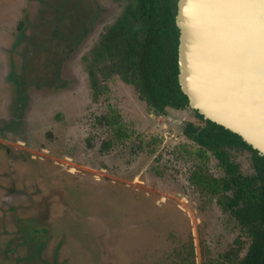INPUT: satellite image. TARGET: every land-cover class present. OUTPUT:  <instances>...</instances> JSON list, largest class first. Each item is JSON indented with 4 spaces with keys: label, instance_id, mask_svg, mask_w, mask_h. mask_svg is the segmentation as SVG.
Returning <instances> with one entry per match:
<instances>
[{
    "label": "rangeland",
    "instance_id": "obj_1",
    "mask_svg": "<svg viewBox=\"0 0 264 264\" xmlns=\"http://www.w3.org/2000/svg\"><path fill=\"white\" fill-rule=\"evenodd\" d=\"M125 5L0 0V264H238L246 252L218 205L221 168L182 134L192 110L154 115L105 64L92 85L90 52ZM231 153L250 174V153Z\"/></svg>",
    "mask_w": 264,
    "mask_h": 264
},
{
    "label": "trees",
    "instance_id": "obj_2",
    "mask_svg": "<svg viewBox=\"0 0 264 264\" xmlns=\"http://www.w3.org/2000/svg\"><path fill=\"white\" fill-rule=\"evenodd\" d=\"M125 1L119 17L105 29L90 52L87 73L92 85H96L100 64H105L108 73H116L123 82L137 87L154 115L165 116L168 108H189L177 78V0ZM192 112L198 122L183 123L182 134L204 154L212 155L221 168L218 205L249 237L238 264H264V156L238 134L205 120L196 110ZM236 149L250 153V174H243L233 159L231 152ZM196 177L194 174L195 183Z\"/></svg>",
    "mask_w": 264,
    "mask_h": 264
},
{
    "label": "water",
    "instance_id": "obj_3",
    "mask_svg": "<svg viewBox=\"0 0 264 264\" xmlns=\"http://www.w3.org/2000/svg\"><path fill=\"white\" fill-rule=\"evenodd\" d=\"M188 107L264 156V0H177Z\"/></svg>",
    "mask_w": 264,
    "mask_h": 264
},
{
    "label": "flooded vegetation",
    "instance_id": "obj_4",
    "mask_svg": "<svg viewBox=\"0 0 264 264\" xmlns=\"http://www.w3.org/2000/svg\"><path fill=\"white\" fill-rule=\"evenodd\" d=\"M84 34H85V33H83L82 36H83ZM82 36H81V37H82ZM17 93H18V91H17ZM18 95H19V94H17V98H18Z\"/></svg>",
    "mask_w": 264,
    "mask_h": 264
}]
</instances>
